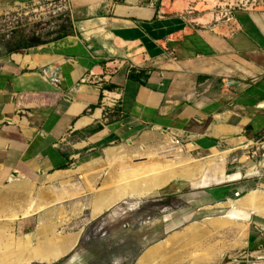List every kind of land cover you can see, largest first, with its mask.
Segmentation results:
<instances>
[{"label": "crops", "instance_id": "crops-1", "mask_svg": "<svg viewBox=\"0 0 264 264\" xmlns=\"http://www.w3.org/2000/svg\"><path fill=\"white\" fill-rule=\"evenodd\" d=\"M49 1L0 0V16ZM57 1L75 16L72 31L45 40L15 29L0 40V186L50 182L85 150L148 130L199 152L257 149L264 139V0L242 8L237 0ZM256 170L199 189L177 216L205 215L235 192L264 185V163ZM15 200L16 218L35 213ZM47 224L41 219L35 242L32 233L16 236L13 225L0 228L16 244L29 237L24 255L42 254L29 264H51L78 237ZM245 242L244 257L233 264H264V229L251 225Z\"/></svg>", "mask_w": 264, "mask_h": 264}, {"label": "rangeland", "instance_id": "rangeland-1", "mask_svg": "<svg viewBox=\"0 0 264 264\" xmlns=\"http://www.w3.org/2000/svg\"><path fill=\"white\" fill-rule=\"evenodd\" d=\"M233 3L241 8L249 5L246 0ZM67 9L57 0L17 6L0 16V40L15 29L38 31L45 40L72 31L71 19L75 16ZM164 134L148 130L97 152L85 150L71 167L54 175L50 182L16 180L1 185L0 193L6 192V197L0 196V200L5 198L4 203L0 202V225H13L16 236L32 233L35 242L36 228L43 219L47 226L62 232L61 235L78 237L74 247L51 264H136L147 249L156 246L159 253L147 264H233L235 259L244 257L249 227L257 225L264 229V217L253 209L236 205L253 191L264 194V185L221 202L220 207L210 208L205 215H197L195 210H189L183 217L177 215L188 206L184 200L194 199L199 189L234 182L232 179L241 176L252 177L258 162L264 163V139L257 143V149L254 145L241 151L215 154L199 152L186 142L163 138ZM111 148L122 151L119 157H107L106 151ZM177 153L189 154L193 162L209 161L198 180L171 194L161 193L160 189L146 197H125L92 217L96 196L115 190L114 185H126L125 178L134 168L141 171L152 166L156 159L173 160ZM12 199H16L18 207L30 206L28 215L35 213L27 218H14L17 213L10 210ZM2 231L0 228V264L4 259L9 261L8 244L14 245L13 252H19L15 249V235L6 237ZM11 240L14 244L9 243ZM73 243L69 240L67 248Z\"/></svg>", "mask_w": 264, "mask_h": 264}, {"label": "bare ground", "instance_id": "bare-ground-1", "mask_svg": "<svg viewBox=\"0 0 264 264\" xmlns=\"http://www.w3.org/2000/svg\"><path fill=\"white\" fill-rule=\"evenodd\" d=\"M119 152H122V151L120 149L118 150L117 148H111V149H108L106 151V155L109 158H116V157H119V155H120ZM176 156L177 157H175V158H177V159L174 158L173 160L172 159L165 160V158H164L163 161H157V159H156V162H151L153 164L152 166L146 167V168L142 169L141 171L140 170L137 171L136 170L137 168H134L132 173L128 177L125 178V179H127L126 185H124V186L121 184H119V186L114 185V187H116L115 190L110 191L108 194H105V196H99V195L96 196V197H98V199L94 202V204L92 206V217H95L99 213H101L105 207H109L111 205L117 204L120 200L124 199L125 197H130V198H132V197L133 198L134 197H146V196H148V195H150V194H152V193H154L160 189H161L160 190L161 193H166V191H168V192L169 191H176V190H180L182 188H185V187L189 186L192 182L198 180L201 177L202 172L204 171V169L206 168V166L209 163L208 160H206V161L200 160V161L193 162L192 158L190 157L189 154L183 155L181 153H177ZM154 159H153V161H154ZM158 159H160V158H158ZM146 164H148V163H146ZM137 165H139V164H137ZM141 165L143 166V164H141ZM141 165H139V166L141 167ZM129 166L135 167V165H129ZM145 166H149V165H145ZM134 171H136V172H134ZM137 203H138V201H137ZM138 205H139V203H138ZM236 206L238 208L253 209L256 212V214L264 217V194L258 193L256 191H254L252 193H248L247 195H245L243 198H241L239 200V203H237ZM28 209H30V207ZM28 211L29 210H27V212ZM14 218H16V217H14ZM44 228L42 230H44ZM36 230L38 231V229H36ZM48 230H50V229H48ZM37 233H39V232H37ZM11 236H13V235H11ZM29 241H30L29 237L28 238L25 237L24 239L18 241L17 246H18L19 253L12 252L11 249L14 247V245L8 244L9 245L8 249H10V252L8 253V254H10V256L8 257L9 261L7 259H4V262H2L1 264H29V262H31L29 260H31L33 257H35V256L41 257L42 254L38 249H35L33 251V254H32L33 256H30L27 258L28 255L27 256L24 255L26 253L25 251H27L29 249V244H30ZM11 242H12V240H11ZM11 242H9V243H11ZM50 242H52V241H50ZM50 242H49V244H50ZM12 244H14V242ZM156 247H151V248L147 249L139 257L140 259L137 260L136 264H147L148 260L150 258H153L156 255H158L159 249ZM8 249H6V250H8ZM15 249H16V247H15ZM49 250H52V249H49ZM49 253H50V251H49ZM52 256H54V255H52ZM11 258H12V260H11ZM42 259H44V258H42ZM5 261H8V262H5Z\"/></svg>", "mask_w": 264, "mask_h": 264}, {"label": "built area", "instance_id": "built-area-1", "mask_svg": "<svg viewBox=\"0 0 264 264\" xmlns=\"http://www.w3.org/2000/svg\"><path fill=\"white\" fill-rule=\"evenodd\" d=\"M49 2H51V1H49ZM60 3L66 7V4H65L64 1H60ZM177 141H178V140H177ZM234 196H235V197H240L241 194H240L239 192H235V193H234Z\"/></svg>", "mask_w": 264, "mask_h": 264}, {"label": "water", "instance_id": "water-1", "mask_svg": "<svg viewBox=\"0 0 264 264\" xmlns=\"http://www.w3.org/2000/svg\"><path fill=\"white\" fill-rule=\"evenodd\" d=\"M232 180H234V179H232ZM223 201V200H222ZM141 203H140V201H139V205H140Z\"/></svg>", "mask_w": 264, "mask_h": 264}]
</instances>
